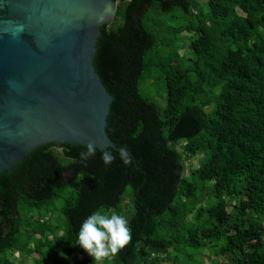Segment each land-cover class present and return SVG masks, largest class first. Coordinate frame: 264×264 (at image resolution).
<instances>
[{"label":"trees","instance_id":"1","mask_svg":"<svg viewBox=\"0 0 264 264\" xmlns=\"http://www.w3.org/2000/svg\"><path fill=\"white\" fill-rule=\"evenodd\" d=\"M115 1L94 68L133 163L31 152L0 178V264H94L76 241L97 210L129 220L110 264H264V0Z\"/></svg>","mask_w":264,"mask_h":264},{"label":"water","instance_id":"2","mask_svg":"<svg viewBox=\"0 0 264 264\" xmlns=\"http://www.w3.org/2000/svg\"><path fill=\"white\" fill-rule=\"evenodd\" d=\"M115 0H0V178L54 144L118 150L114 98L94 68Z\"/></svg>","mask_w":264,"mask_h":264},{"label":"clouds","instance_id":"3","mask_svg":"<svg viewBox=\"0 0 264 264\" xmlns=\"http://www.w3.org/2000/svg\"><path fill=\"white\" fill-rule=\"evenodd\" d=\"M96 152V146L89 143L86 151L80 153V161L86 163L96 156ZM118 154L125 166L133 163L126 146L121 145ZM101 159L107 167L114 162L116 155L111 150L104 149ZM131 240L132 233L126 216L115 211L108 213L97 210L82 222L76 245L93 258L94 264H110L111 259L125 249ZM60 255L66 260L69 259L63 252Z\"/></svg>","mask_w":264,"mask_h":264},{"label":"rangeland","instance_id":"4","mask_svg":"<svg viewBox=\"0 0 264 264\" xmlns=\"http://www.w3.org/2000/svg\"><path fill=\"white\" fill-rule=\"evenodd\" d=\"M203 3H204V1H202ZM189 55H191V53L189 52L188 53ZM150 96L151 97H155V98H158L159 96H161L160 95V92L159 91H157V90H155V89H152L151 91H150ZM202 161L200 160V159H195L193 162H191V163H189L188 164V167L191 165V168L192 167H197L198 166V164H200ZM217 200L214 198V197H210L209 199H207L206 201H204V206H207L208 204H210V203H213V202H216ZM226 201H229V199H226ZM212 250H208L207 251V253H209V252H211ZM14 255L16 256V257H20V254L18 253V252H14ZM82 258L83 257H80L79 259L80 260H82ZM71 259L73 260L74 259V257H71ZM217 260H220V261H226L227 260V258L225 257V256H220Z\"/></svg>","mask_w":264,"mask_h":264}]
</instances>
